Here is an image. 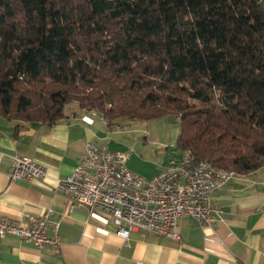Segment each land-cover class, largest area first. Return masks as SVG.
<instances>
[{
    "label": "trees",
    "instance_id": "obj_1",
    "mask_svg": "<svg viewBox=\"0 0 264 264\" xmlns=\"http://www.w3.org/2000/svg\"><path fill=\"white\" fill-rule=\"evenodd\" d=\"M262 0H0V115L178 117L212 167L264 166ZM174 117V118H175Z\"/></svg>",
    "mask_w": 264,
    "mask_h": 264
},
{
    "label": "crops",
    "instance_id": "obj_2",
    "mask_svg": "<svg viewBox=\"0 0 264 264\" xmlns=\"http://www.w3.org/2000/svg\"><path fill=\"white\" fill-rule=\"evenodd\" d=\"M122 119L107 121L75 103L66 105L64 116L53 125L0 115V216L25 221L51 208L60 236V244L38 248L8 234L0 244V264H264V166L235 174L211 194L213 226L188 216L178 218L179 241L143 230H131L123 238L109 215L79 204L71 208L72 202L54 190L55 178L72 174L88 140L110 150H128L116 136L124 131ZM16 153L44 164L47 177L11 180ZM168 159L166 155L150 172L136 168L129 159L126 166L150 178ZM53 233L49 226L47 234Z\"/></svg>",
    "mask_w": 264,
    "mask_h": 264
},
{
    "label": "built area",
    "instance_id": "obj_3",
    "mask_svg": "<svg viewBox=\"0 0 264 264\" xmlns=\"http://www.w3.org/2000/svg\"><path fill=\"white\" fill-rule=\"evenodd\" d=\"M131 153L132 149L110 150L88 140L80 163L70 176L55 178L54 190L72 202L71 208L79 204L90 212L109 215L123 238L131 230H143L179 241L177 220L183 216L203 226L215 224L211 194L231 181L235 171L216 176L215 169H205L201 159L187 153L186 158L169 157L154 176L146 178L127 168ZM12 160L11 180L30 182L48 175L44 164L28 156L16 153ZM52 215L53 210L48 208L41 216L29 215L25 221L0 216V244L8 234L38 248L60 244ZM49 226L54 231L52 236L47 234Z\"/></svg>",
    "mask_w": 264,
    "mask_h": 264
},
{
    "label": "rangeland",
    "instance_id": "obj_4",
    "mask_svg": "<svg viewBox=\"0 0 264 264\" xmlns=\"http://www.w3.org/2000/svg\"><path fill=\"white\" fill-rule=\"evenodd\" d=\"M261 3L264 6V0ZM174 117L165 115L152 120H121L125 122L122 127L124 131L116 136L122 139L126 149H132L130 164L143 172H150L166 155L171 157L180 154L176 146L179 126ZM128 120L130 125L126 124Z\"/></svg>",
    "mask_w": 264,
    "mask_h": 264
},
{
    "label": "bare ground",
    "instance_id": "obj_5",
    "mask_svg": "<svg viewBox=\"0 0 264 264\" xmlns=\"http://www.w3.org/2000/svg\"><path fill=\"white\" fill-rule=\"evenodd\" d=\"M175 118H178V117H175ZM176 157L177 158H186L187 154L186 155H178ZM201 166H204L205 169H215V175L216 176H227L228 175V171H223V170L216 169V168L212 167L206 161L201 160ZM234 176H235V173H234Z\"/></svg>",
    "mask_w": 264,
    "mask_h": 264
}]
</instances>
